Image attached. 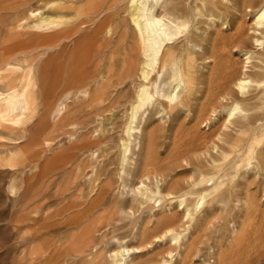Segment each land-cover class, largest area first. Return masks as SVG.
I'll use <instances>...</instances> for the list:
<instances>
[{
  "label": "rangeland",
  "instance_id": "1",
  "mask_svg": "<svg viewBox=\"0 0 264 264\" xmlns=\"http://www.w3.org/2000/svg\"><path fill=\"white\" fill-rule=\"evenodd\" d=\"M50 1L0 0V41L27 7L56 10L46 7ZM252 1L251 7L258 4ZM217 4L215 25L208 15L198 24L204 36L195 56L200 75L193 95L184 97L168 118L160 113L159 120L152 113L143 122L144 130L155 135L150 166L166 173L168 183L184 184L205 171L202 145L220 130L222 115L208 113L205 121H197V113L242 70L245 52L252 53L246 73L257 77L262 71L264 44L257 49L253 43L260 30L254 29L252 9L243 8L242 0ZM127 9V0H99L96 12L71 25L70 36H53L51 48L38 47L20 58L19 65L30 58L43 65L45 80L35 116L22 127L7 121L0 128V264H106L119 242L137 246L141 230L166 225L169 218L177 224L180 218L175 198L167 196L159 206L144 201L130 190L138 179L121 174V141L139 81L126 66L135 46ZM68 76L85 80L86 92L71 89L63 114H47ZM220 104L216 98L217 111ZM230 193L226 207L212 203L201 209L187 236L195 249L169 264H213L211 247L225 255L224 264H264V176L249 170L231 183ZM243 195L252 197L250 208L236 201ZM232 221L242 222L238 238L230 235ZM172 242H153L132 256L156 263L174 248Z\"/></svg>",
  "mask_w": 264,
  "mask_h": 264
},
{
  "label": "bare ground",
  "instance_id": "2",
  "mask_svg": "<svg viewBox=\"0 0 264 264\" xmlns=\"http://www.w3.org/2000/svg\"><path fill=\"white\" fill-rule=\"evenodd\" d=\"M251 1L242 0V7L252 9L254 29L260 30L256 31L257 35L251 28L257 36H250L258 49L264 44V0H258L254 7L248 4ZM98 2L99 0H52L46 7L50 5L56 7V10L50 13L43 12L38 6H29L23 10V16L12 27L7 28L0 41V128L7 121L22 127L38 111L45 80L44 66H37L34 58L19 65L21 56H27L38 47L48 50L53 46L55 36H70L71 25L79 17L96 12ZM127 2L128 21L135 36V46L128 54L126 66L129 73L137 76L139 81L129 103L124 138L121 141V174L138 179L130 189L134 195L140 196L144 201H152L157 206L165 197L171 196L176 199L181 214L177 224H174V218H169L166 225L159 222L151 230H141L140 244L137 246L119 242L109 252L106 264H169L174 256L190 255L195 249L187 236L191 224L196 221L203 207L212 203H221L226 207L232 196L230 185L239 175L252 170L255 174L264 176V62L261 74H257V77L250 76L246 73V70L249 71L246 68L252 53L245 52L240 61L242 70L230 76L216 97L221 103L220 109L217 111L214 106L216 98L201 105L197 121H205L208 113L222 115L220 130L212 140L202 143L201 154L207 157L205 171H199L195 178L184 184L179 181L168 183L166 173L157 172L150 166L156 153L155 135L151 130H144L143 122L152 113L158 114L159 120H163L160 113L168 118L171 111L183 102L184 97L192 94L195 86L197 88L195 81L197 75H200L197 74L200 67L198 68L195 56L203 48V33L200 34L198 24L200 18L207 17L206 15L210 16L209 20L214 24L219 15H216L218 4L217 0ZM209 25L207 22L208 27ZM15 34L23 37L18 39ZM86 86L85 80L75 81L68 76L62 83L65 89L63 93L53 105H47V114L62 115L70 90L76 89L77 94L85 93ZM250 88L253 94L249 93ZM196 187H199L198 190H195ZM236 201L250 208L253 199L243 195L237 196ZM229 231L231 237H240L243 233L242 222L239 224L232 221ZM164 239L173 241L175 246L156 263L137 262L133 258L135 252ZM210 257L213 264L225 263V255L216 253L214 247H211Z\"/></svg>",
  "mask_w": 264,
  "mask_h": 264
}]
</instances>
